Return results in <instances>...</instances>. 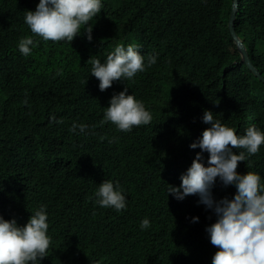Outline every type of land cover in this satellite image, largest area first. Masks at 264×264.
<instances>
[{"label":"trees","instance_id":"trees-1","mask_svg":"<svg viewBox=\"0 0 264 264\" xmlns=\"http://www.w3.org/2000/svg\"><path fill=\"white\" fill-rule=\"evenodd\" d=\"M38 3L0 0V217L23 226L45 207L50 244L36 264H212L206 227L217 217L198 195L167 190L201 152L189 145L211 126L206 110L238 136L250 126L264 133V81L240 60L227 25L232 0H100L92 39L81 29L70 43L31 33L25 14ZM237 6L235 30L264 77V0ZM24 37L36 42L28 56ZM124 38L142 47L145 70L101 91L92 60L105 63L108 44ZM125 88L153 117L128 132L102 123ZM74 123L87 127L72 132ZM236 171L264 184V144ZM101 175L125 196L123 210L96 202ZM236 191L219 177L211 187L217 201Z\"/></svg>","mask_w":264,"mask_h":264},{"label":"clouds","instance_id":"clouds-1","mask_svg":"<svg viewBox=\"0 0 264 264\" xmlns=\"http://www.w3.org/2000/svg\"><path fill=\"white\" fill-rule=\"evenodd\" d=\"M100 12V0H39L35 11H26L25 23L32 34L44 41L70 43L81 33V29L90 41L92 25L88 26V22ZM131 40L134 41L133 46H123ZM35 46L36 42L31 37H24L18 43L19 51L24 56L30 55ZM141 50L135 39L112 40L106 50L112 54L107 56L106 62L92 60L91 75L99 80V89L104 91L112 84L130 83L137 78V74L145 70ZM155 63L156 57L150 56L148 66ZM126 92L127 88L111 97L102 121L112 122L123 132L148 125L153 119L143 103ZM202 120L211 126L203 130L198 141L189 145L193 149L199 147L201 152L196 153L186 173L181 175L180 185H169L167 194L171 193L178 200L198 195V203L212 210L217 217L214 223L206 227L210 242L217 249L212 264H264V184H261V177L255 172L247 171L241 175L236 171L238 162L246 161L248 156L259 152L264 144V133L250 126L244 135L238 136L233 128L214 120L213 112L209 110L204 112ZM77 127L83 133L87 126L74 123L70 131L75 132ZM233 149H244L247 155L245 151L237 153ZM205 151L209 154L207 166L202 163L201 153ZM106 176L101 175L96 182V202L101 207L123 210L126 207L125 196L118 188L114 189L113 179ZM217 177L224 186H236L237 191L232 199H213L211 187ZM47 219L43 205L34 215H30L23 226H18L15 219L0 217V264H36L38 258L45 257L50 244L46 234L49 227ZM192 219L198 220L197 217ZM140 227L149 228V220H142Z\"/></svg>","mask_w":264,"mask_h":264},{"label":"water","instance_id":"water-1","mask_svg":"<svg viewBox=\"0 0 264 264\" xmlns=\"http://www.w3.org/2000/svg\"><path fill=\"white\" fill-rule=\"evenodd\" d=\"M237 5H238V0H232L231 10H230V14H229V17H228V22H227L230 34H231V36L233 38V41L237 45V48H238V50L240 52V60L245 62L247 67L255 75H257L261 80L264 81V77H262L259 74L258 70L253 66V64H252V62H251V60L249 58L246 46H245L242 38L238 35V33L235 30L236 11L238 9Z\"/></svg>","mask_w":264,"mask_h":264},{"label":"rangeland","instance_id":"rangeland-1","mask_svg":"<svg viewBox=\"0 0 264 264\" xmlns=\"http://www.w3.org/2000/svg\"><path fill=\"white\" fill-rule=\"evenodd\" d=\"M133 43H134L133 40H131V41H127V42H125V43L123 44V46H126V47H128V46H133Z\"/></svg>","mask_w":264,"mask_h":264}]
</instances>
